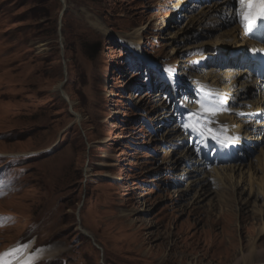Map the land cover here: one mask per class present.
<instances>
[{"label":"rangeland","instance_id":"rangeland-1","mask_svg":"<svg viewBox=\"0 0 264 264\" xmlns=\"http://www.w3.org/2000/svg\"><path fill=\"white\" fill-rule=\"evenodd\" d=\"M180 1L66 0L61 19L60 0H0V260L264 264V195L247 181L264 179V139L212 164L193 137L229 140L196 83L236 96L237 69L209 61L249 43L244 4Z\"/></svg>","mask_w":264,"mask_h":264},{"label":"bare ground","instance_id":"bare-ground-1","mask_svg":"<svg viewBox=\"0 0 264 264\" xmlns=\"http://www.w3.org/2000/svg\"><path fill=\"white\" fill-rule=\"evenodd\" d=\"M190 2H191V0H181L180 4L178 6L179 7L178 11L184 10L183 8H185V5L190 4ZM229 2H230V0H224V1H222V4L224 3L225 5H227V4L229 5ZM223 6L224 5H222L221 7L219 6L217 8L215 7V10L218 11V10L224 9ZM247 12H248V6L244 5V10H242L240 15H239L240 20L242 19V15L247 13ZM253 12L258 13V7L254 6ZM248 42L249 43H247V42L236 43L235 44L236 49H241V48L245 47L247 44H250V41H248ZM220 43H223V42H220ZM233 73H234L235 77L238 78L235 81L236 83H238L237 88H240L239 90L236 89L232 93V94H236L235 97H231V95L227 94V93H229L227 91L229 86L228 87L227 86L219 87V85L217 83H214V82H208L205 84V82H201L205 78H202L201 81L199 80L200 82L198 81L196 83L199 85L198 87H200V88L204 87L203 89H205V90H203V98L205 99V101L207 99L208 103H211L210 104L211 107L209 108V111H207V112H208V114L209 113L213 114V112L211 110H215V114H213V115L215 116L216 119L219 120V124L230 134L229 140L226 141L227 145L234 144L236 146H239V145H242L244 142L245 143L248 142L250 144L251 142H254V141L255 142L261 141L264 139V134L261 132L260 126L257 124L246 123L237 117H235L233 119L232 117H234V116H232L230 118V122H227V124L224 125L225 127L222 124V123L225 124L226 119H228L229 112L235 114L234 110L236 109V107H239L242 104L250 103V101H247L245 98L248 97L252 93L251 91L254 88L257 90V94H256V99L251 101V104L254 106V108L252 110L264 109V92H262L258 89V86H257L255 79L252 78L249 75V73L243 72L242 70H236ZM242 77H245V78L242 79ZM208 80L209 79H206L204 81H208ZM212 97H213V99H212ZM225 100L232 101L233 104H235V106H233L232 104H228V106L222 105V101H225ZM236 104H238V105L236 106ZM202 112H205V111L202 110ZM211 114H209V115H211ZM225 114H228V116ZM206 130L211 132V133H216V134L218 133V132L210 131L208 129H206ZM193 137H195V139L201 137V139H200L201 142L195 143L197 145V149L198 150L200 149L198 155L201 154L203 152V150H205L207 148L208 145L214 144V142H215L214 139H212L210 137L200 136L198 132H195ZM225 137H226V135H225ZM225 137L223 139L219 138V140L223 141L225 139ZM254 147H255V145H253V148ZM193 151H194V149H192V153H193ZM261 155H262V157L259 158V163L264 165V163H263V161H264V159H263L264 158V150L262 151ZM215 163H218V160H216ZM240 168H241L240 165L237 166V164H235V165H230V166H221L220 165L218 168H214V169H215V172H218L220 174V172H223L225 170L234 171V170H240ZM263 168H264V166H263ZM252 177H253L252 175L247 176V181H250L252 183L255 191L258 190V187H261L262 194L264 195V179H257L256 178V181H251V180H254V179H250ZM50 253H48L47 251L43 252L41 250H39V251L34 250L32 253H30L28 255H24V256L22 253H17V254H13L12 256H10L6 259L0 260V264H37V263H39V261H42V259L44 260L47 257H49ZM20 257H21L22 261L19 263V262H17V260Z\"/></svg>","mask_w":264,"mask_h":264},{"label":"snow or ice","instance_id":"snow-or-ice-1","mask_svg":"<svg viewBox=\"0 0 264 264\" xmlns=\"http://www.w3.org/2000/svg\"><path fill=\"white\" fill-rule=\"evenodd\" d=\"M260 0H241V3L248 6L249 8L253 7L256 3H259ZM264 18V9L259 13L249 11L242 15L241 23L244 25L246 31H252L256 26V21L258 19ZM215 114V110H211ZM198 116L199 114H193ZM186 127H193L192 125H186ZM195 130V129H194ZM215 138V137H214ZM226 141H221V146H226Z\"/></svg>","mask_w":264,"mask_h":264},{"label":"water","instance_id":"water-1","mask_svg":"<svg viewBox=\"0 0 264 264\" xmlns=\"http://www.w3.org/2000/svg\"><path fill=\"white\" fill-rule=\"evenodd\" d=\"M60 1L63 3V10H62V12H61V14H60V17H61V19H62V16L64 15V13H65V11H66V9H67V4H66V0H60ZM62 48H64L63 45H62ZM64 63H65V61H64ZM66 67H67V66H66V63H65V69H66ZM66 73H67V72H65V75H66ZM65 82H66V80L60 84V87H59L60 94H61L62 98H64V99L68 102L69 107H70V111H71V112L73 113V115L77 118V121L80 122V117H79V115L74 111V109H73V105H72L71 100H70V97H69V95L66 93V91H65V89H64Z\"/></svg>","mask_w":264,"mask_h":264}]
</instances>
